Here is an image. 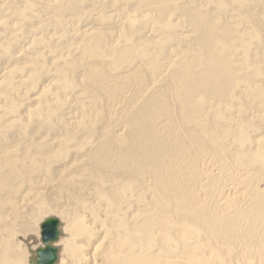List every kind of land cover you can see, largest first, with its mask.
<instances>
[{"label":"rangeland","instance_id":"1","mask_svg":"<svg viewBox=\"0 0 264 264\" xmlns=\"http://www.w3.org/2000/svg\"><path fill=\"white\" fill-rule=\"evenodd\" d=\"M158 1L60 0L63 7L53 9L51 0H5L6 12L0 14V22L8 21L14 29L6 36L0 25V43L7 47L2 51L1 68L9 65L13 76L0 87V144L13 152L5 155L2 150L0 158L12 160L18 174L9 166L1 169L0 188L9 195L0 189V199L5 224H12L14 235L31 233L33 238L38 220L51 213L61 218L65 228L81 216L91 218L96 226L90 234L101 238L106 231L101 227L105 212L110 215V207L99 199V194L108 189L122 197L121 216L114 218V224L128 212L142 214V204L152 196L177 205L186 203L190 210L200 204L227 215L220 206L228 194L239 190L238 181L231 178L230 169L208 155L212 150L183 144L175 133L189 132L201 124L224 123L234 116L228 122L231 127L220 130L227 131L222 138L227 139L230 149H234L235 139L246 143V139L263 137L252 129L264 125V0H169L167 3L173 5L167 22H158L151 11ZM192 16L212 25L218 20L214 24L218 28L242 34L237 54L254 63V69L258 67L259 74L251 82H242L249 91L247 84L257 91L240 93L228 111L207 115L209 112L203 109L194 124L178 123L175 115L179 89L177 82L171 83L170 73L147 89L135 87L137 82L131 79L126 84L127 92L118 97L113 92L100 97L96 86L86 82L82 65L98 64L83 59L80 46L92 44L82 43L85 31L86 39L92 31L108 34L110 38L102 49L116 45L114 58L133 52L151 57L147 51L151 46L160 65L179 61L175 74L198 56L195 43L200 32ZM49 36L53 40H43ZM7 42L12 44L7 46ZM50 42L54 45L48 50ZM231 60L233 66L235 61ZM127 65L124 71L133 67ZM107 81L111 83L109 78ZM155 96L167 105V126L165 111L153 102ZM238 123L243 126L238 127ZM204 128L198 129L199 136ZM95 154L105 164L99 172L100 181L88 176L94 168L90 160ZM256 166L260 167L261 162L257 161ZM53 177H63L64 182L47 186ZM251 182V186L256 185ZM3 234L0 256L6 241ZM22 252L21 264H25L26 249Z\"/></svg>","mask_w":264,"mask_h":264},{"label":"bare ground","instance_id":"2","mask_svg":"<svg viewBox=\"0 0 264 264\" xmlns=\"http://www.w3.org/2000/svg\"><path fill=\"white\" fill-rule=\"evenodd\" d=\"M168 1L160 0L151 6L158 22H167L168 17L170 18L168 10L173 4L167 3ZM180 1L174 0L173 3ZM50 5H54L51 6L53 9L63 7L60 0H51ZM4 11L6 12L5 0H0V14ZM191 21L200 32L195 43L198 56L188 61L184 70H176L175 74L173 70L179 61L169 60L160 65L155 59L157 52H153L151 46L147 49L151 57L147 56V53L133 52L131 55L120 53L114 58L116 45H106V51L102 49L110 38L108 34L92 31L89 32L90 38L86 39L88 32L85 31V36L80 38L82 43L92 44L80 46L83 59H90L98 64L90 67L87 63L82 65L87 74L86 82L96 86L100 97H107L111 92L118 97L127 92L126 84L131 79L137 82L135 87L147 89L158 78L170 73L171 83L177 82L176 87L179 89L178 113L175 115L178 123L194 124L203 109L209 112L207 115L228 111L240 93L249 95L252 90L257 91V88L246 83L251 88L249 91L242 82H251V78L259 74L258 67L254 69V63H248L245 57L244 60L240 59L237 54L242 36L238 31L218 28L214 25L218 20L214 26L193 16ZM0 25L7 32L6 36H10L14 29L10 27V23L5 21L0 22ZM43 40L53 38L49 36ZM11 44L6 43L7 46ZM53 45V42H50L47 49L51 50ZM6 49L7 47L0 43V87L13 76L9 65L1 68L2 51ZM231 57L235 61L233 66ZM131 64L133 67H130ZM125 65L126 68L130 67L128 71H124ZM129 72L132 73L126 75ZM176 76L177 81L174 80ZM153 102L165 111L164 125H169L167 105L161 97L155 96ZM146 107L148 108L149 104H146ZM233 120L234 116H230L224 123H210L206 126L201 124L189 132L175 133L183 144L206 146L212 150L208 155L217 158V163L230 169L231 178L238 181L240 191H232L220 206L221 212L227 213L226 216L212 212L200 204L190 210L186 203L177 205L174 201L169 203L159 196H152L148 203L142 204L145 206L142 214L128 212L121 218L120 223L114 224V218L121 216L119 204L122 197L114 189H108L99 194V199L110 207V215L106 216L108 212H105L101 227H105L106 231L102 232L101 238L96 239L95 235L92 237L90 234L96 226L91 222V218L81 216L65 228L61 218L51 213L44 214L38 220L36 233L31 238V233L22 236L11 232L12 224H5V213L1 210L0 199V235L5 231L3 237L6 239L1 248L0 264H21V253L24 249L25 264H33L35 249L41 245L39 225L51 216L59 220L60 235L58 240L52 243L58 249L56 264H264V144L261 143L264 141V125L257 124L252 129L260 131L262 138H249L246 143L235 139L234 149H230L226 144L227 139L222 138L227 131L220 130L231 127L229 123ZM128 123H131V120ZM237 126L242 127L243 123H238ZM201 128H204V132L199 136L198 129ZM240 133L241 128L238 131V134ZM2 150L5 155L13 152L4 148V144H0V152ZM257 161L261 162V166L253 167ZM90 162L94 168L88 172V176L94 181H100L102 176L99 172L105 167L104 159L95 154ZM4 166L12 167L17 176L14 162L5 156L0 158V171ZM252 180L256 185H250ZM63 182V177H53L46 185H60ZM1 190L9 195V191L6 193L5 189ZM196 200L200 202V197L197 196ZM150 209L155 210L150 214ZM30 254L32 256L29 259Z\"/></svg>","mask_w":264,"mask_h":264},{"label":"water","instance_id":"3","mask_svg":"<svg viewBox=\"0 0 264 264\" xmlns=\"http://www.w3.org/2000/svg\"><path fill=\"white\" fill-rule=\"evenodd\" d=\"M41 245L35 249L33 264H56L58 262V249L52 243L58 240L60 235L59 220L51 216L44 219L40 225Z\"/></svg>","mask_w":264,"mask_h":264}]
</instances>
